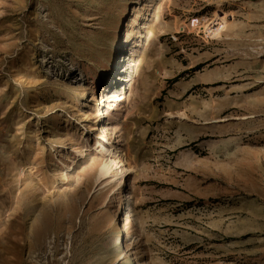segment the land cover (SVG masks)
<instances>
[{
    "label": "rangeland",
    "instance_id": "rangeland-1",
    "mask_svg": "<svg viewBox=\"0 0 264 264\" xmlns=\"http://www.w3.org/2000/svg\"><path fill=\"white\" fill-rule=\"evenodd\" d=\"M0 264H264V0H0Z\"/></svg>",
    "mask_w": 264,
    "mask_h": 264
},
{
    "label": "trees",
    "instance_id": "trees-1",
    "mask_svg": "<svg viewBox=\"0 0 264 264\" xmlns=\"http://www.w3.org/2000/svg\"><path fill=\"white\" fill-rule=\"evenodd\" d=\"M201 68V66H196L194 68L189 69L188 71L181 72L179 75L175 76L174 78L170 79L168 81V84H175L178 82L179 79L185 77L186 75L189 76L190 74H193L194 72L198 71Z\"/></svg>",
    "mask_w": 264,
    "mask_h": 264
},
{
    "label": "built area",
    "instance_id": "built-area-1",
    "mask_svg": "<svg viewBox=\"0 0 264 264\" xmlns=\"http://www.w3.org/2000/svg\"><path fill=\"white\" fill-rule=\"evenodd\" d=\"M193 20H198V19H192L191 22H190V24H189L190 27H192L191 24H192V21ZM184 31H185L184 28H180L179 30L176 31V35L181 34V33H184Z\"/></svg>",
    "mask_w": 264,
    "mask_h": 264
},
{
    "label": "bare ground",
    "instance_id": "bare-ground-1",
    "mask_svg": "<svg viewBox=\"0 0 264 264\" xmlns=\"http://www.w3.org/2000/svg\"><path fill=\"white\" fill-rule=\"evenodd\" d=\"M107 176H108V175H106L104 178L107 179Z\"/></svg>",
    "mask_w": 264,
    "mask_h": 264
}]
</instances>
